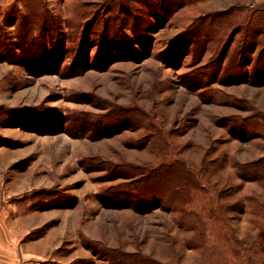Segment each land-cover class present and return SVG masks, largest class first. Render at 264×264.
<instances>
[{"label":"rangeland","instance_id":"rangeland-1","mask_svg":"<svg viewBox=\"0 0 264 264\" xmlns=\"http://www.w3.org/2000/svg\"><path fill=\"white\" fill-rule=\"evenodd\" d=\"M117 1L0 0V262L264 264V0H125L106 42L90 16ZM35 2L64 32L56 73L24 65L26 33L54 39Z\"/></svg>","mask_w":264,"mask_h":264},{"label":"trees","instance_id":"trees-1","mask_svg":"<svg viewBox=\"0 0 264 264\" xmlns=\"http://www.w3.org/2000/svg\"><path fill=\"white\" fill-rule=\"evenodd\" d=\"M154 1L155 0H135V2H142V3L146 4L148 7H153ZM159 1L161 2L162 0H159ZM117 2L118 3L116 4L117 5L116 8L115 7H114V9L109 8L112 10V13L114 14L113 17L112 16H106L104 18L103 16H99L98 13H95V12L92 14V16H90V17H95L94 18V24L95 25L99 24V25L103 26V28H105L103 30L104 32H105V30H107L106 27H109L112 30L110 32L111 35L105 34L108 37V39L104 38V41H106V42L112 41L111 36L117 37L119 35V33L126 35L122 31V28H124V24H123L124 21L120 16V10H122L124 8H128V5L126 4L125 0H123V2L122 1L121 2L117 1ZM166 2H167V0H166ZM169 2H170V0H169ZM35 3H37V2H35ZM38 6L41 7V10L45 16V18H43L42 20H44L43 23H45L46 26L42 25L37 30H39V33H41L42 35L46 33L47 35H50L54 39L51 41V43L49 42L48 44H46V43L42 42L40 35L38 36L36 34L26 33V38H27L26 42H29V43H26V62H24V65L26 66V69L28 70V72H31L33 74L41 75V74H45V73H53V72L56 73L59 71L60 65L63 63V61L65 59V55H66V51L64 49V47H65L64 32L62 30H60L56 18H53L52 16L50 17L47 14L45 6L42 5L41 3H39L37 5V7ZM162 7H164V4L162 5ZM160 9L162 12L161 15L163 13H166V12H164V11H166L165 9H162L161 7H160ZM111 10H108V12ZM93 11L94 10H92V12ZM90 12H91V10H90ZM155 15L158 18L161 17L160 13H155ZM111 17H112V22L109 23V20ZM137 18L138 17L133 19V23L130 22L131 31H133L132 33L134 34V37H135L134 39L138 40L139 42L141 41L140 42L141 48H143L147 53H149L150 46L148 43H146L145 39L142 37L144 32H147V31H149V29H152V26H151L152 24H150V21H149V15H145V14L141 15L140 20L136 21ZM263 21H264V18L261 19L260 24H257L259 27L256 30L253 29V31H255V33L252 35V37L255 34H257L258 31H260L262 29L261 25L263 24ZM49 23H50V26H49ZM43 30H46V32H44ZM34 33H36V31ZM42 39H43V36H42ZM143 40L145 42H143ZM106 42H103V44H100V49H99L100 52L107 50L108 47L105 46ZM255 42H256V39L254 36V39H250L248 44H247L248 50H250L252 48V45ZM50 46H53L52 49H50ZM79 46L82 49V51H84L83 54L85 55L84 59L86 61L93 58L96 60V61L94 60L95 62L104 64L105 61L108 62V60L110 58H113L112 53H110L109 55H106L104 53L99 55L100 54L99 51H98L99 53L91 56L90 55V49H91L92 45L85 38L83 40H81ZM262 48H264V43H263ZM37 55H40V56H38V58H37ZM39 57H41L42 59H45V62L43 63L41 61L42 59L41 58L39 59ZM77 61H79V58L76 56L71 60L72 65L68 69L74 70L76 67H79V62H77ZM86 65H88V63L87 64L85 63L83 65V67ZM76 135L79 136L80 133L78 132ZM261 169L264 170V166H262ZM147 174L151 175V172H148ZM152 175H153V172H152ZM159 179H156V180H159ZM176 181H178L176 177L171 178V179L170 178L162 179L159 182V185L161 187H159L158 190L161 191V194L163 192L168 194L172 190V189H170L171 185H173ZM186 183H187V185L190 184L188 182H186ZM138 189H140V188L130 187V188H128L126 190H122V191L117 190L116 192H112V195L101 198V200L103 201V203L106 206H110V207H116V205H132L133 202L129 199L133 196V194L135 192L138 193ZM109 197H113L114 200L109 198ZM145 203H147V202H145ZM134 206L140 210L146 209L145 206H143V207L142 206L138 207L136 205H134ZM121 264H125V263L122 262ZM126 264H131V263L126 262ZM138 264H148V260H146V258L140 256V262ZM157 264H161V263H157Z\"/></svg>","mask_w":264,"mask_h":264},{"label":"bare ground","instance_id":"bare-ground-1","mask_svg":"<svg viewBox=\"0 0 264 264\" xmlns=\"http://www.w3.org/2000/svg\"><path fill=\"white\" fill-rule=\"evenodd\" d=\"M3 237H4V234L2 235ZM7 237V236H6ZM3 240H4V238H3ZM5 241V240H4ZM7 241V240H6ZM8 242V241H7ZM11 245V244H10ZM2 249V248H1ZM12 251V250H11Z\"/></svg>","mask_w":264,"mask_h":264},{"label":"crops","instance_id":"crops-1","mask_svg":"<svg viewBox=\"0 0 264 264\" xmlns=\"http://www.w3.org/2000/svg\"><path fill=\"white\" fill-rule=\"evenodd\" d=\"M0 264H3L2 262H0ZM18 264V263H17Z\"/></svg>","mask_w":264,"mask_h":264}]
</instances>
